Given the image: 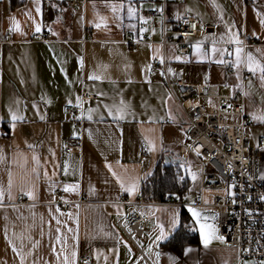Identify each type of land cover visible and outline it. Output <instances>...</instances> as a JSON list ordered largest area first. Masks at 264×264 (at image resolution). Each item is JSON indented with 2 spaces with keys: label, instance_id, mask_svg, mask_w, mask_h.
Segmentation results:
<instances>
[{
  "label": "crops",
  "instance_id": "crops-1",
  "mask_svg": "<svg viewBox=\"0 0 264 264\" xmlns=\"http://www.w3.org/2000/svg\"><path fill=\"white\" fill-rule=\"evenodd\" d=\"M69 1L0 0V264H65V256L68 264H83L85 257L91 258L88 264H264L241 259L218 234L207 246L200 233L196 243L174 244L181 227L171 233L163 228L158 239L161 228L150 223L146 210L165 206L140 208L149 217L139 238L142 247L118 228L131 204L144 202V181L166 157L179 159V147L187 140L186 118L163 72L150 74L154 59L165 57L170 78L180 68L192 85L207 78L210 84L243 90L251 140L256 145L264 137V120L254 118L264 117V79L259 69L248 68L249 54L253 66H264V0H168L170 39H179L181 18L199 23L185 55L174 44L163 47L161 27L141 29L145 12L162 14L161 0H85L77 6ZM38 33H50L51 40L36 41ZM126 33L149 41L133 49ZM237 47L242 49L239 66ZM229 62L232 74L226 72ZM246 73L255 80L243 83ZM84 94L94 99L83 100ZM9 108L24 119L12 121ZM68 108L80 110L81 126L70 120ZM72 139L81 147L67 153L64 147ZM132 184L136 190L129 194ZM73 185L75 191L64 190ZM19 196L25 203L18 202ZM122 197L128 204L120 203ZM81 199L86 203L69 211L58 205Z\"/></svg>",
  "mask_w": 264,
  "mask_h": 264
},
{
  "label": "built area",
  "instance_id": "built-area-1",
  "mask_svg": "<svg viewBox=\"0 0 264 264\" xmlns=\"http://www.w3.org/2000/svg\"><path fill=\"white\" fill-rule=\"evenodd\" d=\"M81 1L85 0H72L69 5L77 6ZM161 3L162 14L145 12L141 29L161 27L163 47L174 44L180 54H188L191 47L189 39L199 33L198 21L191 17L181 18L176 26L179 39L173 41L167 36L168 0H161ZM160 16L162 19L158 21ZM125 36L133 49L137 44L149 41L147 37L132 40L128 33ZM35 40L49 41L51 34L38 33ZM168 67L165 57L154 59L150 74L155 76L163 72L169 91L186 118L187 140L179 147L178 156L182 161L195 163L199 173L198 190L193 194L192 204L178 202L171 197L164 203L131 204V210L118 222V228L136 245L135 238L144 236L149 220L140 210L142 206L173 207L178 214L183 209L195 208L214 224L219 237L239 250L241 259L264 262V178L258 174L259 149L264 148V137L256 145L251 140L249 130L252 123L246 115L244 91H237L230 85L210 84L207 78L199 85H192L186 81L180 68H174L173 78H170ZM234 70L233 62H229L226 72L232 74ZM254 80L253 74H244L243 83ZM91 99L94 97L84 94L83 100ZM67 113L72 122L81 126L80 110L68 108ZM80 147L81 141L72 139L64 149L67 153H75ZM54 194L58 196L60 191ZM18 202L25 203L24 197L19 196ZM84 203L86 200L81 199L73 203L58 202V205L69 211L73 204L81 206ZM120 203L128 204V201L122 197ZM80 262L88 264L91 258H80Z\"/></svg>",
  "mask_w": 264,
  "mask_h": 264
},
{
  "label": "trees",
  "instance_id": "trees-1",
  "mask_svg": "<svg viewBox=\"0 0 264 264\" xmlns=\"http://www.w3.org/2000/svg\"><path fill=\"white\" fill-rule=\"evenodd\" d=\"M6 133H10L8 127H6ZM181 163H166L165 159L160 161L153 174L143 183L141 201L164 203L168 197H171L178 202H185L191 180L185 175ZM179 218L181 228L174 236L173 243L180 242V246H187L198 242V235L193 230L188 209H183Z\"/></svg>",
  "mask_w": 264,
  "mask_h": 264
},
{
  "label": "snow or ice",
  "instance_id": "snow-or-ice-1",
  "mask_svg": "<svg viewBox=\"0 0 264 264\" xmlns=\"http://www.w3.org/2000/svg\"><path fill=\"white\" fill-rule=\"evenodd\" d=\"M122 7H123V5H120V8H122ZM111 8H112V11L114 13H116V12L119 11V9L117 8V6L114 5V4L111 5ZM36 11L37 12H40L39 6L37 7ZM133 13H134V9L131 8V7H129L128 8V15H129V17H131L133 15ZM101 20L103 22V18H101ZM261 23H262V25H264V20H262ZM96 27L97 28L101 27V23H97L96 24ZM16 30H19V25L18 24H16ZM40 30H41L40 25L37 24L35 31L36 32H40ZM142 31H143V29H142ZM235 43L239 44L240 41L238 39H236L235 40ZM197 49L199 50V46L198 45H197ZM217 51H218L217 48H215V47L212 48V52L213 53H216ZM219 51L223 55L226 50H219ZM241 51H242V49L239 48V47H237L235 49V53H236V66H239V64H240V61H241V56H240ZM177 59H179V57H177ZM81 63H82V61H81ZM218 63H224V60H219ZM253 63H254L253 62V58H252L251 54H249V56H248V68H249V71L255 72L257 69H259V71L261 73V79H264V66H261L258 63L255 64V66H253ZM89 78L90 79H99V77H95V76H90ZM15 103L16 104H19V100H17ZM91 111L92 110L89 109V112H91ZM9 113H10V116H11V120L12 121H17V120L24 119L23 116H19L15 112H13L11 108H9ZM109 114L111 115V112ZM88 118L91 120L92 119V116L89 115ZM123 118H124V116L121 115L120 116V119H123ZM254 118L264 120V117H255L254 116ZM13 127H15L14 124H13ZM149 150H151V148ZM199 154L200 153L198 152L197 155H199ZM33 159H37V158L36 157H33ZM37 163H39L38 159H37ZM109 168H111L110 165H109ZM189 174L191 175V177H192L193 180L196 179V173L195 172H191L189 170ZM113 175L115 176L116 174L113 173ZM117 180L119 181L120 178L117 177ZM120 186H121V188H124L123 182H121V185ZM11 187H12V179H11V174L9 173V180H8V189H9V193L8 194H9V198L11 197ZM75 188H76L75 185H73V186H67V187H65L64 190L65 191H75ZM135 190H136V185L135 184H132L127 189V191L129 192V194L133 193ZM28 195L31 196V193H28ZM3 196H4V190H3V188H0V198H2ZM189 211L191 212L192 217L194 218L196 224L199 225V233H200L201 241L203 242V244L205 246H207L210 243V241L213 239L214 234L216 232V228H215L214 224L209 223L208 222V219L209 218L206 217V216H202V214L197 209H195V208H189ZM57 223H59V221H57ZM57 231H59V229H57ZM69 231H71V229H69ZM162 236H163V226H161V237H158V239L159 238H162ZM218 238L223 239L222 237H218ZM186 251H190V249H186ZM72 255H73V257H75V253L74 252L72 253ZM64 259H65V264H68V257L65 256Z\"/></svg>",
  "mask_w": 264,
  "mask_h": 264
},
{
  "label": "rangeland",
  "instance_id": "rangeland-1",
  "mask_svg": "<svg viewBox=\"0 0 264 264\" xmlns=\"http://www.w3.org/2000/svg\"><path fill=\"white\" fill-rule=\"evenodd\" d=\"M183 170L185 175L191 180V186L188 192V197L186 199V203L192 204L194 196L193 194L198 190V181H199V173L197 172V168L195 163L191 160L188 162L182 161ZM189 170L191 172L196 173V179L193 180L191 175L189 174ZM258 174L261 178H264V148L259 149V164H258ZM150 214V223L155 225V228H165V232H167L166 228H169V232H175L178 228L181 227L179 214L177 213L176 209L173 207H151L146 210ZM199 211V210H198ZM188 212L192 218L193 229L196 233H199V225L196 224L194 218L192 217L191 212ZM200 212V211H199ZM201 213V212H200ZM148 216V215H147ZM217 232H215L214 237L217 236ZM213 237V238H214ZM224 241V239H223ZM135 242L137 245L142 247L141 241L138 237L135 238Z\"/></svg>",
  "mask_w": 264,
  "mask_h": 264
},
{
  "label": "water",
  "instance_id": "water-1",
  "mask_svg": "<svg viewBox=\"0 0 264 264\" xmlns=\"http://www.w3.org/2000/svg\"><path fill=\"white\" fill-rule=\"evenodd\" d=\"M181 159H174V158H172V157H166L165 158V162L166 163H174V162H176V163H181Z\"/></svg>",
  "mask_w": 264,
  "mask_h": 264
}]
</instances>
